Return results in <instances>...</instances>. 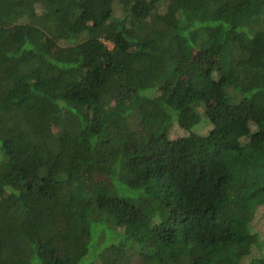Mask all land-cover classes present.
<instances>
[{"label": "trees", "instance_id": "trees-1", "mask_svg": "<svg viewBox=\"0 0 264 264\" xmlns=\"http://www.w3.org/2000/svg\"><path fill=\"white\" fill-rule=\"evenodd\" d=\"M261 206L264 0H0V264H264Z\"/></svg>", "mask_w": 264, "mask_h": 264}, {"label": "rangeland", "instance_id": "rangeland-1", "mask_svg": "<svg viewBox=\"0 0 264 264\" xmlns=\"http://www.w3.org/2000/svg\"><path fill=\"white\" fill-rule=\"evenodd\" d=\"M109 45H111L110 42H107ZM197 57V54H194V57L192 58V62L194 61V59ZM255 116L257 115V113L255 112L254 114ZM204 130H206L204 128ZM204 130H200V131H204ZM182 133V130L179 129L177 126L173 129V131H171L170 133V137H176V136H179L181 135ZM254 224H255V228L260 231L262 234H264V206H261L259 208V213L254 221Z\"/></svg>", "mask_w": 264, "mask_h": 264}]
</instances>
